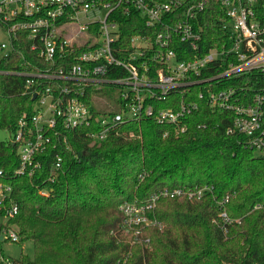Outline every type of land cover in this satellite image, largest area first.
<instances>
[{
	"label": "trees",
	"instance_id": "obj_1",
	"mask_svg": "<svg viewBox=\"0 0 264 264\" xmlns=\"http://www.w3.org/2000/svg\"><path fill=\"white\" fill-rule=\"evenodd\" d=\"M217 15L219 7L211 0L202 16V52L215 45L212 38L224 36ZM122 20L124 38L142 31L140 20L137 26ZM13 67L0 60V68ZM219 81L217 89L234 88L252 102L264 86V73L254 70ZM93 93L86 104L91 101L94 114L119 112L115 89ZM103 95L106 99L101 100ZM197 102L198 110L181 122L184 132L175 133L173 126L154 117L128 121L119 134L96 143L86 127L61 129L37 156L40 167L31 176L10 178V199L18 210L7 223L16 230L17 244L30 242L33 248L32 256H11L14 264H264V156L246 146L244 136L226 133L233 119L230 111ZM171 104L164 101L159 107ZM31 108L21 80L0 76V131L11 135L19 115ZM57 157L61 161L55 168ZM17 165L15 146L0 141V169L9 175ZM177 186L211 190L192 201L159 197L149 214L159 225L139 228L137 234L124 224L121 202L147 201ZM227 193V215L238 222L224 235L213 220L218 213L215 200ZM8 207L6 199L0 215Z\"/></svg>",
	"mask_w": 264,
	"mask_h": 264
},
{
	"label": "built area",
	"instance_id": "obj_2",
	"mask_svg": "<svg viewBox=\"0 0 264 264\" xmlns=\"http://www.w3.org/2000/svg\"><path fill=\"white\" fill-rule=\"evenodd\" d=\"M210 1L0 0V60L16 66L0 68V76L19 78L22 93L32 101L30 112L19 115L9 135L18 165L9 175L0 169V204L9 200L0 215L1 264H14L2 244L18 243L14 226L7 223L18 210L10 199V178L31 176L40 167L37 156L61 129L86 127L91 143H96L119 134L128 121L154 117L161 125L173 126L175 133L184 132L183 118L198 110L197 101L205 100L210 109L233 114L227 134L244 136L245 145L264 156V86L252 102L234 88L217 89L221 79L254 70L264 73V4L214 0L220 10L216 25L224 36L212 38L215 45L202 52V16ZM123 18L132 26L140 20L142 31L124 38ZM105 87L116 90L113 100L119 112L94 114L87 97L92 100L93 91ZM164 101L175 107H159ZM60 161L57 157L55 168ZM210 190L177 186L147 201H123L118 209L124 224L137 234L139 228L159 225L149 215L159 197L192 201ZM230 198L227 193L215 200L213 222L224 235L238 222L227 215Z\"/></svg>",
	"mask_w": 264,
	"mask_h": 264
},
{
	"label": "rangeland",
	"instance_id": "obj_3",
	"mask_svg": "<svg viewBox=\"0 0 264 264\" xmlns=\"http://www.w3.org/2000/svg\"><path fill=\"white\" fill-rule=\"evenodd\" d=\"M108 89H109L108 87H105L104 91L107 92ZM104 99L106 98L103 95L101 97V100H104ZM0 141H3V142L9 141V133L6 130L0 131ZM255 154L259 155L258 152H255ZM2 248L4 250V253L10 254L13 258H18L20 254H25L28 256H32L33 254L32 244L30 242H24L22 244H17V243L2 244Z\"/></svg>",
	"mask_w": 264,
	"mask_h": 264
},
{
	"label": "water",
	"instance_id": "obj_4",
	"mask_svg": "<svg viewBox=\"0 0 264 264\" xmlns=\"http://www.w3.org/2000/svg\"><path fill=\"white\" fill-rule=\"evenodd\" d=\"M34 97H32V99H33Z\"/></svg>",
	"mask_w": 264,
	"mask_h": 264
}]
</instances>
